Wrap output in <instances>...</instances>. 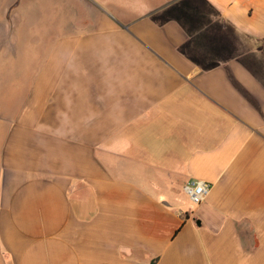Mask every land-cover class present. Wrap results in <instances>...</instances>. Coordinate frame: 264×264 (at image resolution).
I'll return each instance as SVG.
<instances>
[{"label": "crops", "instance_id": "obj_1", "mask_svg": "<svg viewBox=\"0 0 264 264\" xmlns=\"http://www.w3.org/2000/svg\"><path fill=\"white\" fill-rule=\"evenodd\" d=\"M31 1L0 0V264H264V0H86L56 38Z\"/></svg>", "mask_w": 264, "mask_h": 264}, {"label": "rangeland", "instance_id": "obj_2", "mask_svg": "<svg viewBox=\"0 0 264 264\" xmlns=\"http://www.w3.org/2000/svg\"><path fill=\"white\" fill-rule=\"evenodd\" d=\"M89 4L92 3L86 0H54L52 6L49 3V11L51 9V11L53 12L52 19L55 38L60 37L63 29L67 27L68 19L71 28L74 26V24H77V20H79L77 15L78 10L83 9L86 5ZM27 7L44 10L46 8L45 0H37L36 2L31 1V3L27 5ZM47 19L50 20L51 17H47ZM39 24L41 25V22ZM41 26L44 29V24Z\"/></svg>", "mask_w": 264, "mask_h": 264}, {"label": "built area", "instance_id": "obj_3", "mask_svg": "<svg viewBox=\"0 0 264 264\" xmlns=\"http://www.w3.org/2000/svg\"><path fill=\"white\" fill-rule=\"evenodd\" d=\"M184 193L188 196L193 205H200L207 198L211 185L200 181H191L183 188Z\"/></svg>", "mask_w": 264, "mask_h": 264}]
</instances>
